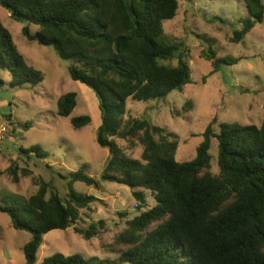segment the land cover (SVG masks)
<instances>
[{
	"label": "trees",
	"instance_id": "16d2710c",
	"mask_svg": "<svg viewBox=\"0 0 264 264\" xmlns=\"http://www.w3.org/2000/svg\"><path fill=\"white\" fill-rule=\"evenodd\" d=\"M245 1L252 17L243 20L236 42L264 20L263 0ZM0 6L25 24L22 33L28 40L53 47L61 59L72 62V79L89 87L98 99L97 141L110 151L100 179L82 169L64 177L69 179L67 200L41 180L29 198L12 197L0 205L15 229L32 235L23 248L27 264H36L46 234L74 227L81 210L96 200L77 192L76 182L94 188L114 182L132 190L139 214L117 237L125 248L119 259L56 253L41 264H264V119L260 126L222 123L219 132L210 123L196 157L186 162L176 160V135L146 119L125 121L129 98L150 102L192 83L188 50L165 37L164 22L178 15V0H0ZM31 25L39 27L35 34ZM209 57L216 71L225 63L215 60L213 52ZM174 59L176 66L167 64ZM0 66L9 71L14 88L44 81L1 21ZM77 103L76 92L62 95L57 114L69 117ZM71 123L81 129L92 123V117L75 116ZM23 127L29 130L32 123ZM116 138H138L144 147L141 158L128 157ZM212 139L218 141V174L211 171ZM24 152L42 159L49 155L40 145ZM17 170L13 164L8 168L15 182ZM147 192L155 204L145 210ZM103 224L75 231L90 240L101 234Z\"/></svg>",
	"mask_w": 264,
	"mask_h": 264
},
{
	"label": "rangeland",
	"instance_id": "374dc122",
	"mask_svg": "<svg viewBox=\"0 0 264 264\" xmlns=\"http://www.w3.org/2000/svg\"><path fill=\"white\" fill-rule=\"evenodd\" d=\"M178 1L176 18L164 22L165 37L168 42L183 43L188 50L186 60L192 83L150 102L129 98L125 121L129 117L146 119L176 135V160L186 162L196 157L210 123L215 132L220 131L222 123L262 124L264 20L236 42L234 36L243 29V20L252 17L245 0ZM0 21L11 32L26 62L44 75V81L37 86L14 88L9 71L0 66V205L12 197L29 198L38 191L41 180L49 182L67 200L69 179L64 177L82 169L100 179L110 157L109 149L97 141L101 121L98 99L89 87L72 79L71 61L61 59L53 47L28 40L22 33L25 24L13 20L2 6ZM38 30V26L31 25L32 34ZM212 52L215 60L225 61L218 71L209 57ZM167 64L176 66L178 59ZM70 92L78 94L77 106L69 117H61L57 114L58 100ZM80 115H90L92 123L75 129L71 118ZM27 122L32 123L29 130L23 127ZM116 141L128 157L141 158L144 147L138 138ZM34 145L42 146L48 158L24 152ZM210 155L211 171L218 174L217 139H212ZM11 164L18 167V182L8 172ZM23 170L28 171L27 176ZM74 189L96 200L81 210L74 227L53 230L44 236L36 264L56 253L119 259L125 248L117 243V237L127 228V221L139 214V202L132 190L114 182H101L99 188L76 182ZM154 204L152 194L147 192L145 210ZM101 221L104 224L100 225L98 237L86 240L75 231ZM31 238L29 232L15 229L9 215L0 211V264H27L23 248Z\"/></svg>",
	"mask_w": 264,
	"mask_h": 264
}]
</instances>
